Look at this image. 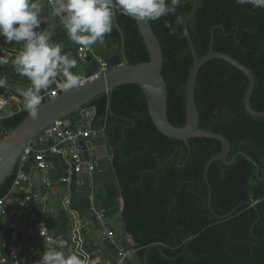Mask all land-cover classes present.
<instances>
[{"label":"trees","instance_id":"1","mask_svg":"<svg viewBox=\"0 0 264 264\" xmlns=\"http://www.w3.org/2000/svg\"><path fill=\"white\" fill-rule=\"evenodd\" d=\"M193 7L194 0H182L177 14L183 24L174 35L165 27V21L174 22L175 16L150 21L164 53L162 75L168 87V117L177 126H183L187 119L186 87L193 55L184 22ZM45 14L55 16L49 5ZM55 17L60 21L55 30L49 31L47 23H41V30L51 32L52 41L62 44L64 53L72 55L76 51L78 55V45L68 38L61 18ZM116 18L125 36L129 62L149 61L150 53L137 21L119 12ZM188 27L199 56L209 52L213 38L215 51L233 56L253 71L251 105L264 111V9L240 5L236 0H198ZM121 42L113 20L112 32L95 46H105L106 53L98 52L108 61L111 55L121 52ZM14 44L20 49L21 42H4L11 51ZM15 57L0 65V77L10 80V84L25 83L29 80L13 67ZM108 66L112 69L109 61ZM72 71L77 73L78 67ZM248 84L247 75L231 63L219 58L206 62L196 82L200 128L226 136L232 146L228 160L244 151L259 164L263 177L264 117L246 109ZM46 100L43 97V102ZM84 109L95 110L91 128L101 131L98 137L90 138L92 144L108 146L111 157L107 171L96 169L93 188L87 183L81 193L73 186L70 207L80 218L92 211L94 192L96 207L106 210L109 221L117 216L124 234L133 236L138 245L137 264H264V181L258 179L252 162L239 155L231 165L222 161L211 165L208 178L214 212L224 215L241 205L230 216L218 218L209 206L204 171L208 161L221 151V141L195 137L187 144L163 134L152 120L143 89L134 83L96 96ZM81 110L65 118L72 129H77ZM27 116L24 108L0 115V135L15 129ZM57 164L61 165L59 160ZM17 170L18 165L0 185V198L10 193ZM64 217L69 222L66 214ZM3 220L0 218V228ZM66 231L65 226L60 230ZM66 239L75 252V242ZM123 242L126 247H134L127 240ZM0 253L5 264H13L5 251Z\"/></svg>","mask_w":264,"mask_h":264},{"label":"water","instance_id":"2","mask_svg":"<svg viewBox=\"0 0 264 264\" xmlns=\"http://www.w3.org/2000/svg\"><path fill=\"white\" fill-rule=\"evenodd\" d=\"M197 7L198 0H194V7L184 22L185 34L193 55V66L191 68L186 87L187 119L183 126L174 125L168 117V87L162 75L164 53L161 43L154 32L150 21H137L140 32L149 50L150 60L137 64H131L126 55L125 36L119 23L117 22L115 14L114 21L121 34L122 42L121 52L111 55L108 59L112 69L108 70L96 79L88 81L85 83V86L79 90H73L67 94L61 92L57 97L46 100L42 103L38 119H33L28 115L15 129L7 133L6 136L0 135V185L14 172L24 149L29 145V143L43 135V133L57 120L65 119L69 115L80 111L84 105L102 93L109 92L115 87L123 84L134 83L143 89L152 120L163 134L172 138L182 139L187 144L189 139L195 137L212 138L221 141L222 149L208 161L204 171V179L208 185L209 206L213 213L218 218H226L233 214L241 205L224 215H218L213 210V190L208 178V172L211 165L215 161H222L226 165H231L235 162L239 155H242L255 165L256 174L260 181H264V176H261L259 164L244 151L236 152L233 158L228 160L230 152L232 151V146L226 136L212 130L200 128V114L196 102V82L202 66L213 58H219L231 63L243 71L249 79L244 99L246 109L249 113L258 117H264V111H258L251 105V96L255 88V75L249 67L229 54L215 51L213 48V38L210 44L209 52L203 56H199L197 54L188 27L189 20L195 13ZM102 42H104V39ZM108 46L110 47V45ZM89 61H95L99 68L100 64L96 59L90 57ZM56 79L59 83H62L61 76L58 75ZM44 93L45 89L41 90V95ZM23 104V92L8 88L0 83V111L3 116L10 115V112L15 113L23 109ZM81 145L85 150L90 147L92 148L93 146L91 140L89 141L87 139L81 140ZM107 151L109 152V147L106 145L96 146L98 156L97 167L99 171H107L108 169L109 161L105 156ZM85 157H89L88 151H85ZM5 235H8V231H6ZM2 240L3 236H0V243ZM75 241L77 242L78 251L85 256L86 264H89V256L82 250V242L78 231H75ZM107 242L111 243V240L108 239ZM110 245L113 254L110 258L112 259L113 264H132L134 262H138V256L136 254L132 257H126L122 261L119 260V253L116 245ZM134 247L137 249L138 245L134 244ZM0 264H5L1 254Z\"/></svg>","mask_w":264,"mask_h":264},{"label":"clouds","instance_id":"3","mask_svg":"<svg viewBox=\"0 0 264 264\" xmlns=\"http://www.w3.org/2000/svg\"><path fill=\"white\" fill-rule=\"evenodd\" d=\"M181 3L182 0H55L52 9L53 15L61 18L68 38L89 47L112 32L116 12L138 22L175 16L174 22L165 21V27L174 35L183 24V18L177 14ZM236 3L264 9V0H236ZM40 12L41 5L32 0H0V37L5 43H23V51L12 64L20 76L30 81V87L23 92V107L33 119L39 117L41 90L47 89L58 75L62 77L60 88L66 94L85 86L84 76L72 71L77 61L63 52L62 44L52 41L51 32L41 30ZM7 63L8 58L0 55V65ZM43 232L42 226L45 251L38 264H86L66 240L53 239Z\"/></svg>","mask_w":264,"mask_h":264},{"label":"built area","instance_id":"4","mask_svg":"<svg viewBox=\"0 0 264 264\" xmlns=\"http://www.w3.org/2000/svg\"><path fill=\"white\" fill-rule=\"evenodd\" d=\"M41 1L47 3L50 7L55 3V0ZM77 52L82 64L88 63L90 57L96 59L100 64L97 72L84 77L85 83L96 79L109 70L107 59L98 52L95 44L89 47L78 45ZM0 55H13V53L5 47L2 37H0ZM0 83H6L5 79L0 77ZM60 91V87L53 88L50 85L45 89V93L41 96L47 97L48 100L53 99L61 93ZM0 115L3 116L2 113H0ZM89 116L87 110H81V117L78 120L77 129H72L70 127V120H57L43 133V135L35 139L45 140L55 138L57 140L56 144H53L48 148H39L36 147L34 144L35 140H33L24 149L19 159L16 178L10 193L5 197L0 198V218L7 220L5 226L8 229L7 241H2L0 243V251H5L7 257L13 261V264H36L33 255L37 251V245L41 243V241L45 242V237L41 235L42 226L44 227L43 234L45 236L57 239L48 228L46 211L43 209H36L34 206L35 199H38L39 203H44L48 194L45 192L40 195L36 192V184L31 177L30 171L27 169L28 165L32 164L33 167L41 172V183L44 188H49L54 183L53 173L55 170V165L48 159L49 151L59 153L64 156L68 165L66 174L59 177V181L70 185L74 174L81 175V173L86 172L88 174L87 182L89 187H94V175L98 168V156H92L89 154V157L86 158L85 149L81 145V140L87 139L90 141V138L98 137L101 134V131L91 128L92 117ZM61 143H65L67 146L61 147ZM108 156L111 157V154ZM14 190L21 193L22 196L18 201V207L16 209H11L7 203V199ZM93 194L94 192L91 193L92 199ZM70 203L71 198L70 196H67L64 200V207L71 211L74 221V231L79 232L82 242L81 233L86 231V225L84 220H82L76 212L71 210ZM92 209L96 218L102 224L106 235L110 239L115 238V230L106 222V210L104 208L98 209L95 205H93ZM26 224H29L27 225L29 233L27 234L28 237L25 239L21 237V227ZM117 250L121 261L126 257H132L135 254L134 247H126L117 244ZM2 259L5 261L3 257Z\"/></svg>","mask_w":264,"mask_h":264},{"label":"crops","instance_id":"5","mask_svg":"<svg viewBox=\"0 0 264 264\" xmlns=\"http://www.w3.org/2000/svg\"><path fill=\"white\" fill-rule=\"evenodd\" d=\"M32 2H38L41 5V12H40V16H39V18L41 19V22L48 24V30L49 31L55 30L58 27L60 21L55 16L50 18L49 17L50 15L47 16V14H45V8L48 4L41 1V0H33ZM2 41H3V39H2ZM99 43H102V41H99ZM76 45L77 44H75V46ZM101 47L105 48V46H101ZM11 48H12V51L14 50L16 52H14V51L12 52L9 49L8 50L11 51L13 53V55L14 54L18 55L23 49V43L21 42L20 49L17 48L16 44H14ZM74 49H76V47ZM97 50H100L99 47ZM13 55L6 56V57L12 59L15 57V55L14 56ZM77 56L78 55L76 54V51L71 55L72 59L78 60L77 63H79V64L77 66L78 67L77 73L82 74L84 77H86L88 75L94 74L95 72H97L99 70L98 64L95 61H89L86 64H82L79 61V59L77 58ZM1 77L3 79H5V81H6V83H4L2 85L6 86L8 88H12L16 91L24 92L25 90H27L30 87V81H27L25 83L23 81H18L15 84H10V80L4 78L3 76H1ZM61 79H62V77H61ZM50 85L53 88L54 87H60L61 83H59L57 81V79H55ZM87 111L89 112V115H90L89 117H93L95 110L91 109V110H87ZM0 113H1V111H0ZM10 113L13 114L12 112H10ZM56 143H57V140L55 138H50V139H45V140L37 139L34 141V144L36 145V147H39V148H48L51 145L56 144ZM92 145H93L92 148L91 147L87 148L85 151H88L89 154L92 156L97 155L96 146H98V145H94V144H92ZM60 146L64 147L67 145L65 143H61ZM108 155H110V153L107 151L105 153V156H106V159L109 161L110 156H108ZM48 159L55 165V170L53 173L54 183L49 188H44V186L42 185V183H41V172L38 169L33 167L32 164L28 165V167H27V169L30 171L31 177L33 178V180L36 184V192L40 195L44 194L45 192L48 194L46 196L47 199L44 203L43 202L39 203L38 199H35L34 200V203H35L34 206L36 209H43L46 211V213H47V225H48L50 232L53 233L55 235V237L59 238V239H63V240L67 241L66 237L71 238V240H73V242H75V243H73V245H76L75 252L82 254L81 252L78 251L77 242L75 241L73 215H72L71 211L67 210L64 207V200L67 196H70V198L72 200V197H73L72 189H73L74 185H76V187L78 188V190L76 189V191H80L81 193L84 192L86 184L88 183L87 182L88 181V174L86 172L81 173V175L74 174L72 176L71 184L69 185L67 183H64V182H61L58 180V178L61 177L62 175H65L66 171H67L68 165L66 163L64 156L62 154L49 151ZM57 160L60 161L61 165L57 164ZM61 166L63 167L62 172H60ZM98 171H99V169H98ZM94 185H95V175H94ZM21 196H22L21 193H19L16 190H14L10 194V196H8L7 203L11 209H16L18 207V201L21 198ZM93 197H94V194H93ZM91 200H92V208H93V205H95V202H94V199H92V197H91ZM96 205L98 207L97 203H96ZM122 206H123V200L121 199V210H122ZM74 212H76V211H74ZM64 214H66L70 218L69 222L68 221L66 222ZM83 219H84V222L86 225V231L81 233L82 250L85 253H87V255L89 256V264H113V261L110 258L113 255L110 244H115L117 247V244L118 245H124L123 241L127 240L130 245L134 246L135 243H134V239L132 238V236L124 234L123 230H121V231L119 230L120 222H119L117 216L114 217V219L110 220V221L106 217L107 224L111 228H117L116 229L117 230L116 231V237L113 239H110L106 235V233L103 229V226L100 223V221L96 218V216L93 212V209H92V211H89V213L86 216H84ZM5 223H7V220H3V224L1 226L2 228H0V231H1L0 236H3L2 241H7V236L5 235V233H6V231H8V229L6 228ZM27 225H29V224L23 225L21 227V237L25 238V239L28 237L27 234L29 233V229H28ZM64 226L66 227L67 231L65 233L60 232V230ZM108 239L111 240V243L107 242ZM68 247H70V246H68ZM85 248L88 250V252L86 251ZM66 250L67 249H65V251ZM44 251H45V242L41 241V243H39L37 245V251L33 255L34 261L36 264H38V262L40 261L41 255ZM84 259H85V256H84ZM118 259L120 260V256L118 257ZM132 264H137V263L134 262Z\"/></svg>","mask_w":264,"mask_h":264},{"label":"rangeland","instance_id":"6","mask_svg":"<svg viewBox=\"0 0 264 264\" xmlns=\"http://www.w3.org/2000/svg\"><path fill=\"white\" fill-rule=\"evenodd\" d=\"M97 45H98V47H99V49H100L101 52H103V53H106L107 52V50L103 49L100 44H97ZM119 230L121 231L122 228L120 227Z\"/></svg>","mask_w":264,"mask_h":264}]
</instances>
